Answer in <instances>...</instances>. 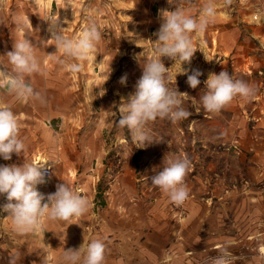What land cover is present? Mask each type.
Instances as JSON below:
<instances>
[{
  "label": "rangeland",
  "instance_id": "obj_1",
  "mask_svg": "<svg viewBox=\"0 0 264 264\" xmlns=\"http://www.w3.org/2000/svg\"><path fill=\"white\" fill-rule=\"evenodd\" d=\"M206 2L0 0V65L11 70L6 52L15 41L30 39L41 71L26 79L45 98L17 103L0 85V106L17 116L26 145L11 160L0 157V165H37L42 157L52 171L38 191L47 196L64 181L89 202L80 217H44L42 229L54 224L61 232L70 224L79 235L89 226L90 235L103 238L126 229L137 238V254L123 264H213L225 247L230 264H264V0H215L214 22L192 34L197 50L181 65L187 74H177L179 62L161 58L173 76L168 86L188 94L183 107L192 113L176 123L149 122L148 134L163 141L137 148L129 130L117 125L144 61L157 56L160 10L178 6L199 19ZM49 18L64 22L65 35L72 38L95 22L102 39L87 59H69L51 40ZM72 63L81 71H70ZM194 69L203 73L196 89L187 83ZM225 70L254 86L256 94L208 113L200 99L204 81ZM185 156L191 162L184 180L189 196L176 205L150 178L163 169L164 159ZM6 203V195H0V205ZM6 215L0 208V221ZM53 259L47 250L38 261L55 264Z\"/></svg>",
  "mask_w": 264,
  "mask_h": 264
},
{
  "label": "clouds",
  "instance_id": "obj_2",
  "mask_svg": "<svg viewBox=\"0 0 264 264\" xmlns=\"http://www.w3.org/2000/svg\"><path fill=\"white\" fill-rule=\"evenodd\" d=\"M225 2L231 3V0ZM159 16L160 27L154 33L157 56L144 61L142 75L136 82L134 93L119 108L120 118L117 125L129 130L132 140L138 145L137 148L163 141L162 138L160 141L153 140L148 134L146 125L149 122L159 118L176 123L192 115L183 107L182 98L188 94L168 86L173 81V76L161 58L166 57L174 61V64L179 62L180 67L191 62L197 50L193 46L192 34L203 33L214 22L215 0H207L199 19L186 14L178 6L173 10H160ZM45 21L48 22V31L51 33V40L55 41L56 49L69 59H87L102 39V33L95 22L87 24L78 37L72 38L65 35V27L62 26L64 22L60 19L49 18ZM5 55L11 70L0 65V85L17 99H35L44 103V96L26 79L41 71L33 42L28 38L15 41L12 50ZM69 69L79 72L81 65L72 63ZM177 74L187 72L181 67ZM201 75L203 73L200 70H192V74L187 76L188 85L196 89L201 84ZM125 79L121 78L122 84ZM204 85V95L200 99L203 109L208 113H219L238 96L250 100L256 94L254 86L240 79L234 80L226 70L219 74L209 73ZM19 133L17 116L9 106H0V157L4 160H11L13 153L19 156L26 149ZM190 167L191 162L186 156L164 159L163 169L150 178L151 183L166 193L171 202L182 205L189 196L184 180ZM50 171L51 167L46 164L0 165V195H6L8 201L0 205V208L11 217L17 233L36 231L42 227L41 221L44 217L68 221L87 213L88 200L64 181L58 183L56 191L47 196L38 191V185L47 183L46 177ZM105 251L104 241L95 239L86 245L83 243L79 248L64 249L62 261L64 264H104ZM230 256L227 248H222L221 254L213 258V264H230ZM10 264H15V260L10 261Z\"/></svg>",
  "mask_w": 264,
  "mask_h": 264
},
{
  "label": "crops",
  "instance_id": "obj_3",
  "mask_svg": "<svg viewBox=\"0 0 264 264\" xmlns=\"http://www.w3.org/2000/svg\"><path fill=\"white\" fill-rule=\"evenodd\" d=\"M19 102L20 99L17 103ZM37 158L36 163L45 160L39 156ZM84 174L91 176L89 172ZM47 225L45 229L41 227L31 233L19 234L14 230L11 217L7 213L5 219L0 221V264H10L12 260H15V264H39L38 258L47 250L54 257L53 263L57 264L59 257L63 256L64 249L79 248L83 243L86 245L95 239L103 240L106 245L105 264H123V260L131 259L137 254V238L134 235L132 238L131 232L127 235L126 229L123 233L103 238L96 234L90 235L88 230H85L89 226L83 227L81 234L75 235L76 230L70 224H66L61 232H56L58 226Z\"/></svg>",
  "mask_w": 264,
  "mask_h": 264
},
{
  "label": "built area",
  "instance_id": "obj_4",
  "mask_svg": "<svg viewBox=\"0 0 264 264\" xmlns=\"http://www.w3.org/2000/svg\"><path fill=\"white\" fill-rule=\"evenodd\" d=\"M38 164H39V165H41V164H46V165H48V166L51 167V165H50L48 162H46L45 160H41L40 162H38ZM51 171H52V170H51ZM51 171L49 172V175H48L47 177H49V176L51 175Z\"/></svg>",
  "mask_w": 264,
  "mask_h": 264
},
{
  "label": "trees",
  "instance_id": "obj_5",
  "mask_svg": "<svg viewBox=\"0 0 264 264\" xmlns=\"http://www.w3.org/2000/svg\"><path fill=\"white\" fill-rule=\"evenodd\" d=\"M98 194H100V192H98Z\"/></svg>",
  "mask_w": 264,
  "mask_h": 264
}]
</instances>
